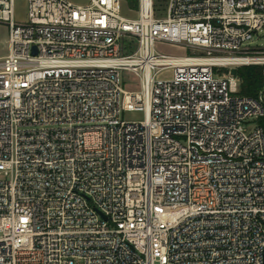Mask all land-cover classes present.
Instances as JSON below:
<instances>
[{
  "label": "built area",
  "instance_id": "1",
  "mask_svg": "<svg viewBox=\"0 0 264 264\" xmlns=\"http://www.w3.org/2000/svg\"><path fill=\"white\" fill-rule=\"evenodd\" d=\"M123 7L0 0V264H264V0Z\"/></svg>",
  "mask_w": 264,
  "mask_h": 264
},
{
  "label": "rangeland",
  "instance_id": "2",
  "mask_svg": "<svg viewBox=\"0 0 264 264\" xmlns=\"http://www.w3.org/2000/svg\"><path fill=\"white\" fill-rule=\"evenodd\" d=\"M76 3H87L88 0H73ZM128 0H124V7H123V15L130 17V18H136L138 16V7H134L133 5L127 6ZM26 2L25 1H19L17 3V16L20 19H25L26 17ZM155 11L156 16L158 17H166L168 13V0H156L155 1ZM9 26L4 23L0 22V59L6 56L9 52ZM251 47H262L264 48V30L258 34L255 33L254 38L252 40ZM157 51H159L162 54L166 55H176V56H185V55H192L194 53L193 49H187L182 46H171L168 44H157L156 45ZM253 55L256 56H262L263 54L260 53H253ZM263 66L264 64H253V65H245L241 67H250V66ZM216 72L219 75H223L227 73V69H217ZM124 76H127L126 73H124ZM173 76L172 70H165L161 73L160 78L163 79H170ZM131 76H127V79L125 81V87L129 89L137 90L139 86L137 85V81L131 80ZM128 83V85H127ZM264 94V91H263ZM124 120L127 121H140L144 119V114L142 112L138 111H126L123 113Z\"/></svg>",
  "mask_w": 264,
  "mask_h": 264
},
{
  "label": "trees",
  "instance_id": "3",
  "mask_svg": "<svg viewBox=\"0 0 264 264\" xmlns=\"http://www.w3.org/2000/svg\"><path fill=\"white\" fill-rule=\"evenodd\" d=\"M156 1V0H155ZM128 5L138 7V0H128ZM237 77L240 80V94L248 97H258L264 91V67H239ZM264 130V117L258 120Z\"/></svg>",
  "mask_w": 264,
  "mask_h": 264
},
{
  "label": "water",
  "instance_id": "4",
  "mask_svg": "<svg viewBox=\"0 0 264 264\" xmlns=\"http://www.w3.org/2000/svg\"><path fill=\"white\" fill-rule=\"evenodd\" d=\"M231 73H232V75H236L237 74V70L236 69H232Z\"/></svg>",
  "mask_w": 264,
  "mask_h": 264
}]
</instances>
